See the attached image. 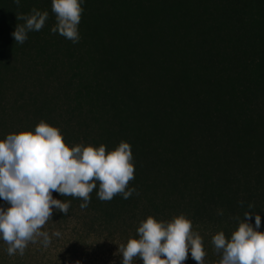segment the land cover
Returning a JSON list of instances; mask_svg holds the SVG:
<instances>
[{"label": "trees", "instance_id": "1", "mask_svg": "<svg viewBox=\"0 0 264 264\" xmlns=\"http://www.w3.org/2000/svg\"><path fill=\"white\" fill-rule=\"evenodd\" d=\"M82 7L73 44L50 31L51 0H0V139L44 120L69 147L127 142L132 195L104 201L94 189L81 209L80 198L53 191L70 201L68 214H54L119 245L138 239L148 216L184 214L200 227L205 264H219L216 232L230 238L245 212L260 215L264 231V0ZM33 8L48 18L17 43L11 33Z\"/></svg>", "mask_w": 264, "mask_h": 264}, {"label": "clouds", "instance_id": "2", "mask_svg": "<svg viewBox=\"0 0 264 264\" xmlns=\"http://www.w3.org/2000/svg\"><path fill=\"white\" fill-rule=\"evenodd\" d=\"M17 5L21 0H13ZM85 0H51L56 24L50 28L73 44L80 39L78 25ZM48 18V11L33 8L21 14L22 25L11 33L15 42L23 43L29 31H39ZM130 145L121 141L114 150L106 146L75 144L66 146L57 127L40 120L34 131L8 133L0 139V240L6 244L8 256L24 255L29 243L47 248L53 237H61L55 229L49 234L43 226L52 221L55 211L68 214L70 201L53 197L80 198L81 209L87 208L90 193L111 200L120 194L127 199L135 191L129 187L134 179V164ZM243 204V201H239ZM251 207V205H249ZM218 215H223L218 210ZM254 221L248 222V218ZM244 219L226 238L223 231L211 237L214 249L220 253L219 264H264V232L259 231L260 215L245 212ZM53 222V221H52ZM55 223V222H53ZM137 238L118 245L120 264H182L190 254L196 264H205L203 238L193 230L192 221L184 214L170 221L146 217L136 228ZM79 264V262H78Z\"/></svg>", "mask_w": 264, "mask_h": 264}, {"label": "rangeland", "instance_id": "3", "mask_svg": "<svg viewBox=\"0 0 264 264\" xmlns=\"http://www.w3.org/2000/svg\"><path fill=\"white\" fill-rule=\"evenodd\" d=\"M8 206L0 200V207ZM74 209L73 212L80 214L76 206ZM52 221H48L42 230L51 234L58 229L62 235L59 238L53 237L47 248L42 247L39 242L29 243L23 256H8L5 252L7 246L0 240V264H120L121 255L117 241L107 240L102 236L82 235L77 231L78 225L74 217L62 221L53 214ZM198 229L199 226L193 225V230ZM185 263L196 264L190 254ZM134 264L140 263L134 261Z\"/></svg>", "mask_w": 264, "mask_h": 264}]
</instances>
